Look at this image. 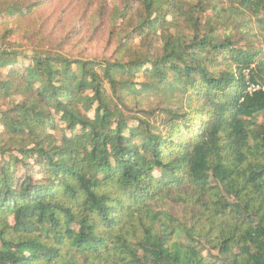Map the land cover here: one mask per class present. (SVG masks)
<instances>
[{"label":"trees","instance_id":"obj_1","mask_svg":"<svg viewBox=\"0 0 264 264\" xmlns=\"http://www.w3.org/2000/svg\"><path fill=\"white\" fill-rule=\"evenodd\" d=\"M44 4L0 0V264H264V0H126L111 60L15 50ZM186 188L235 231L171 219Z\"/></svg>","mask_w":264,"mask_h":264},{"label":"rangeland","instance_id":"obj_2","mask_svg":"<svg viewBox=\"0 0 264 264\" xmlns=\"http://www.w3.org/2000/svg\"><path fill=\"white\" fill-rule=\"evenodd\" d=\"M28 1L45 3L41 9V15L36 21V33L39 35L35 33V37L30 40L22 35L10 38L9 44L13 45L18 52L32 55L35 51L38 53L51 51L72 59L111 60L115 58L119 37L114 36L111 32L114 27L111 12L115 7H122L126 0H106L104 4L103 0H85L87 9H81L76 0ZM215 4L218 7L220 3L215 2ZM99 13L102 15L101 17H99ZM138 42L139 40L136 41V44ZM254 46L258 47L259 44L256 42ZM141 81L139 78L136 79L138 84ZM125 104L124 113L135 116H141L142 114L139 113L141 111H157L165 107L163 100L157 99L153 94L137 99L126 97ZM256 122L261 123L262 118L258 117ZM227 159L230 162L233 161L232 157ZM110 190L111 187L108 186L104 192H110ZM120 196L118 195L116 198L120 200ZM212 201L214 198L211 194L201 198V195L194 192L192 188H186L180 193L179 200L175 198L174 201H167L164 210L174 221L194 226L198 230H211L213 236L220 233L222 223L225 226L228 225L224 230L234 232L236 227L233 221L226 219L220 221L212 215ZM125 203L127 204V202ZM123 206L125 207L124 204ZM113 209L117 210L118 214L121 211L116 206ZM123 213V220L130 218L128 223L132 222L138 228V221L135 219L138 215L131 218L130 213L125 209Z\"/></svg>","mask_w":264,"mask_h":264},{"label":"built area","instance_id":"obj_3","mask_svg":"<svg viewBox=\"0 0 264 264\" xmlns=\"http://www.w3.org/2000/svg\"><path fill=\"white\" fill-rule=\"evenodd\" d=\"M256 89H258V87L251 86V87L248 89V91H254V90H256Z\"/></svg>","mask_w":264,"mask_h":264}]
</instances>
